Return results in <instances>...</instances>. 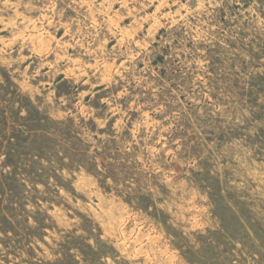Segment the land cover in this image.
Masks as SVG:
<instances>
[{
  "label": "rangeland",
  "instance_id": "rangeland-1",
  "mask_svg": "<svg viewBox=\"0 0 264 264\" xmlns=\"http://www.w3.org/2000/svg\"><path fill=\"white\" fill-rule=\"evenodd\" d=\"M0 264H264V0H0Z\"/></svg>",
  "mask_w": 264,
  "mask_h": 264
}]
</instances>
